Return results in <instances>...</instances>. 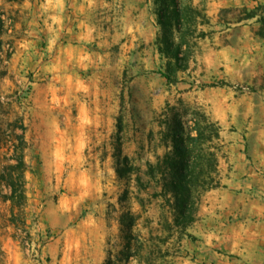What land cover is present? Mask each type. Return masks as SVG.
Segmentation results:
<instances>
[{
  "label": "rangeland",
  "instance_id": "1",
  "mask_svg": "<svg viewBox=\"0 0 264 264\" xmlns=\"http://www.w3.org/2000/svg\"><path fill=\"white\" fill-rule=\"evenodd\" d=\"M193 3L207 35L169 82L153 0H0V264H205L214 194L237 233H264V24L232 25L246 9L218 23L209 0ZM200 116L221 127V187L196 195L182 230L149 164L171 149L169 127ZM22 151L27 204L13 222Z\"/></svg>",
  "mask_w": 264,
  "mask_h": 264
},
{
  "label": "trees",
  "instance_id": "2",
  "mask_svg": "<svg viewBox=\"0 0 264 264\" xmlns=\"http://www.w3.org/2000/svg\"><path fill=\"white\" fill-rule=\"evenodd\" d=\"M154 14L157 18L159 33L156 40L158 52L170 62L171 69L160 74L169 82H174L172 66L184 70V61L191 49V40L204 38L206 33L199 29V19L207 21V16L194 5L193 0H153ZM264 5L254 10L250 19L258 17L264 24V15L258 12ZM119 122V126H121ZM172 146L157 166L149 164V175L157 179L161 175L163 184L160 196L172 208L173 225L186 230L196 221L198 213L197 196L200 191H212L221 187L211 172L219 165L221 127L210 122L205 116L194 119V126L187 131L181 123L169 127ZM24 142V138L21 137ZM128 162V159H124ZM8 187L11 190L9 201L12 203L13 222L25 213L27 196L25 190L26 162L24 152L19 155L17 164L9 166ZM121 178L124 174L117 171Z\"/></svg>",
  "mask_w": 264,
  "mask_h": 264
},
{
  "label": "crops",
  "instance_id": "3",
  "mask_svg": "<svg viewBox=\"0 0 264 264\" xmlns=\"http://www.w3.org/2000/svg\"><path fill=\"white\" fill-rule=\"evenodd\" d=\"M262 5L264 0H209L208 13L214 21L219 23V15L223 11L240 12L246 9L251 12ZM257 19L258 17L238 20L232 25L246 29L247 24ZM216 197L217 194H214L210 198L213 202L208 214L205 212L200 214L203 218L198 249L205 257V264H264V233L255 232L251 237L245 230L237 233L231 227L230 217L223 218L219 213L218 209L224 207L225 203ZM232 255H239L242 258L232 257Z\"/></svg>",
  "mask_w": 264,
  "mask_h": 264
}]
</instances>
